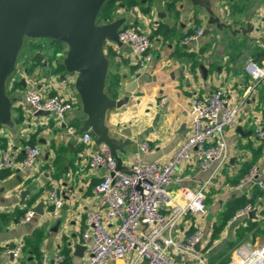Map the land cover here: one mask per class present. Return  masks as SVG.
Listing matches in <instances>:
<instances>
[{
	"label": "crops",
	"instance_id": "obj_1",
	"mask_svg": "<svg viewBox=\"0 0 264 264\" xmlns=\"http://www.w3.org/2000/svg\"><path fill=\"white\" fill-rule=\"evenodd\" d=\"M114 3L111 21L125 17L127 24L147 31L152 40V60L144 69L138 68L127 44L107 40L104 45L109 60L107 79L118 81L114 84L115 97H122L129 85L136 84L128 104L122 109H109L104 119L111 136L132 140L125 152H119L121 166L128 167L140 155L139 143L143 140L149 141L151 148L144 155L146 159L168 161L190 133L191 98L222 88L229 103L239 110L236 123L225 131L229 159L218 169L214 162L203 170L196 158L176 168L175 176L182 180L168 186L174 202L186 200L183 188L196 189L210 181L204 209L180 218L174 234L184 238L197 228L203 230L199 251L207 264H229L234 249L242 243L264 246V188L237 186L254 163L264 178V139L254 132L258 119L264 115V80L254 81L245 71L249 60L264 57V0H207L219 25L210 22L205 7L191 0H140L133 6L125 0ZM197 27L203 28L199 40L182 42ZM31 43L29 40V49L18 56L16 68L6 81L7 94L14 98L13 124L0 125V155L3 149H11L21 158L22 146L29 141L40 146L41 155L33 167L2 172L0 264H9L12 257L5 250L7 246L18 241L25 243L37 230L43 232L39 253L23 251V264H42L44 258L50 264L60 253L66 256L65 264H83L88 257L87 241L83 238L86 210L96 206L95 185L109 168L88 165L90 155L101 144L95 137L88 144L81 139L79 129L86 115L75 87L77 73L68 71L63 64L66 44L57 59L52 60L48 50L31 47ZM28 87H35L44 95L62 94L71 99L74 107L64 120L76 132L68 133L64 120L51 113L38 115L25 100ZM107 154L114 160L109 151ZM55 187L63 189V206L58 215L51 214L49 199ZM40 200L44 201V214L35 212L23 222L25 211L33 209ZM247 203L252 205L249 215L235 217ZM231 212L234 214L230 217ZM105 221L110 230L116 226L113 219L105 217ZM77 244L86 246L81 253H76ZM129 260L128 255L107 264H128ZM182 260L194 264L186 256Z\"/></svg>",
	"mask_w": 264,
	"mask_h": 264
},
{
	"label": "built area",
	"instance_id": "obj_2",
	"mask_svg": "<svg viewBox=\"0 0 264 264\" xmlns=\"http://www.w3.org/2000/svg\"><path fill=\"white\" fill-rule=\"evenodd\" d=\"M202 27L186 34L182 42L199 40ZM120 41L131 48L136 65L140 69L148 66L152 60L150 51L152 40L149 33L133 25L119 29ZM65 44V43H64ZM67 46V45H66ZM245 71L252 80H264V57L249 60ZM25 100L36 111L45 110L60 119L74 107L71 99L62 94L44 95L35 87H28ZM239 110L231 105L222 88L214 89L203 95H194L189 104L190 133L166 162L158 159H146L150 153V143H139L140 155L128 165L126 171L116 168L114 160L107 154V147L100 145L93 152L88 165L91 168L108 167L103 178L95 185L98 201L95 207L86 210V227L83 238L87 241L88 257L83 264H107L109 260H119L130 256L128 264H186L182 256L193 260L194 264H207L205 256L195 248L201 242L204 233L197 228L184 238L174 234L177 222L187 213L202 211L205 207L207 180L196 189L183 188L186 195L184 203L174 202L168 194V186L181 177L175 176L176 168L184 161L196 158L203 170L217 162V169L228 159L229 151L225 131L237 121ZM68 133L76 129L65 120ZM256 136L264 139V115L254 129ZM81 139L88 144L94 140L90 130L82 132ZM24 155L11 149H3L0 155V181L3 170L16 167H33L41 155L38 144L25 142L22 146ZM258 185L264 188L259 166L252 164L237 186ZM51 214L58 215L63 206V189L53 188L49 196ZM252 205L247 203L239 208L235 217H247ZM35 211L29 208L21 217L29 221ZM105 217L116 221L110 230ZM247 224L248 222L245 221ZM23 241L7 246L11 254L9 264H19L22 258ZM181 255V258L177 257ZM65 254L56 255L50 264H65ZM42 264H49L46 258ZM229 264H264V246L254 247L246 243L239 244L233 251Z\"/></svg>",
	"mask_w": 264,
	"mask_h": 264
},
{
	"label": "water",
	"instance_id": "obj_3",
	"mask_svg": "<svg viewBox=\"0 0 264 264\" xmlns=\"http://www.w3.org/2000/svg\"><path fill=\"white\" fill-rule=\"evenodd\" d=\"M106 1L0 0V125L13 124L11 107L14 98L7 94L6 81L16 68L25 37L60 40L67 45L63 60L66 69L77 73L75 87L86 115L79 133L91 130L96 142L107 147L116 168L126 171L127 167L121 166L119 152H125V147L132 140L111 136L104 119L109 109H122L128 104L136 84L129 85L119 98L112 94V87L107 84L109 60L104 45L107 40L120 42L119 29L127 23V19L119 17L109 21L105 18L99 23L98 16ZM191 1L206 8L210 22L220 24L207 0ZM36 113L49 114L45 110H37ZM43 204L44 201L40 200L34 211L44 214L41 209ZM200 243L195 245L197 250ZM85 247L77 244L76 253H81ZM177 257L180 258V255Z\"/></svg>",
	"mask_w": 264,
	"mask_h": 264
},
{
	"label": "trees",
	"instance_id": "obj_4",
	"mask_svg": "<svg viewBox=\"0 0 264 264\" xmlns=\"http://www.w3.org/2000/svg\"><path fill=\"white\" fill-rule=\"evenodd\" d=\"M125 2H126V4L128 6H133V5H136V4L140 3V0H125ZM145 10H148V8L145 7ZM114 11H115L114 0H107L103 4V6L101 8V11H100L99 16H98V22L99 23L104 22L105 18H107L110 21L113 18ZM127 25H129V24L126 23L123 26H127ZM29 40L32 41L31 47H36V48H39V49H43L44 48V49L48 50L49 53H50V58L52 60L53 59H57V54L62 51L63 42L60 41V40H55V39H52V38H45V37H43V38L28 37L27 44H24L22 46V48H21V50L19 52V55L21 53H23L24 51L29 49V46H28ZM107 78H108V75H107ZM8 79H9V77L7 78V81H8ZM107 82H109L111 84V87H112V90H113L112 94L114 96L117 95L116 85H114V84H117L118 81H116V82L113 81V83H112V81H110V79L109 80L107 79ZM17 85H19L18 82H17ZM112 85H114V87ZM29 142H31V141H29ZM249 167L247 168L246 172L248 171ZM245 173H244V175H245ZM244 204H245V202L242 203V204H238L237 207L243 206ZM233 214H234V212H231L229 216L231 217ZM42 234H43L42 230H37V231H35V233L33 235L27 237L26 240H25V243L23 245V251L27 252V253L29 252V253L38 254L39 253V244H40L41 239H42ZM24 262H25V258L22 256L19 264H23Z\"/></svg>",
	"mask_w": 264,
	"mask_h": 264
},
{
	"label": "rangeland",
	"instance_id": "obj_5",
	"mask_svg": "<svg viewBox=\"0 0 264 264\" xmlns=\"http://www.w3.org/2000/svg\"><path fill=\"white\" fill-rule=\"evenodd\" d=\"M27 41H28V37H25V40H24L23 45H24V44H27Z\"/></svg>",
	"mask_w": 264,
	"mask_h": 264
}]
</instances>
